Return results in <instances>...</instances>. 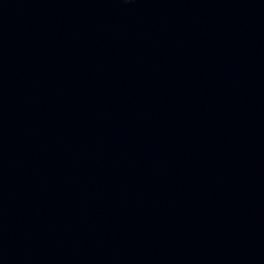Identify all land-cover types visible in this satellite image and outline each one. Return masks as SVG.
<instances>
[{"label": "water", "instance_id": "95a60500", "mask_svg": "<svg viewBox=\"0 0 264 264\" xmlns=\"http://www.w3.org/2000/svg\"><path fill=\"white\" fill-rule=\"evenodd\" d=\"M0 264H264V217L89 0H0Z\"/></svg>", "mask_w": 264, "mask_h": 264}]
</instances>
